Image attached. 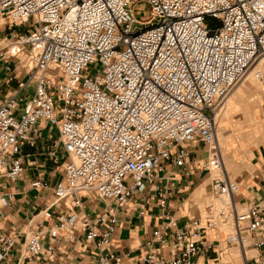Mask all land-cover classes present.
<instances>
[{"label":"built area","instance_id":"1","mask_svg":"<svg viewBox=\"0 0 264 264\" xmlns=\"http://www.w3.org/2000/svg\"><path fill=\"white\" fill-rule=\"evenodd\" d=\"M2 22L7 76L16 78L9 59L17 58L27 78L0 102V184L20 177L22 146L37 144L44 120L58 132L48 154L62 160L63 175L32 185L49 187L53 204L82 209L94 196L104 203L94 215L46 211L56 223L47 240L30 233L24 264L55 257V243L77 240L75 230L99 264H264V206L237 207L239 185L224 174L216 144L220 106L264 55V0H0ZM255 77L264 86V72ZM186 143L210 146L205 164L218 172L220 202L187 220L165 212L138 260L110 250L135 196L136 210L148 200L166 207L171 188L156 186L157 196L148 189L166 161L189 174ZM228 223L232 232L208 237ZM15 245L0 231V262Z\"/></svg>","mask_w":264,"mask_h":264},{"label":"crops","instance_id":"2","mask_svg":"<svg viewBox=\"0 0 264 264\" xmlns=\"http://www.w3.org/2000/svg\"><path fill=\"white\" fill-rule=\"evenodd\" d=\"M6 29L5 22H2L0 102L5 94L18 90L19 84L27 78V73L17 63V58L9 59L16 66V78L9 79L7 76L2 58L8 44ZM231 104L232 109H235L233 111L237 110L236 116L229 121L223 119L222 123L226 131L230 127L232 131L229 134L224 133L226 139L222 140V146L216 137V144L222 152L224 174L239 185L234 200L242 211L252 205L264 206V90H240L231 99ZM40 125L41 136L37 144L22 146L25 167L20 177L14 181L4 178L0 184V197L4 198L0 205V231L16 240L13 254L0 264L25 263V242L31 232L41 231L47 240L48 230L56 220L48 217L46 211L69 214L75 212L81 216L83 213L94 215L103 210L104 203L97 196L85 198L83 208L78 209L68 200L53 204L54 193L49 187L32 185V182L41 180L51 186L63 175L62 160L55 161L48 154L58 132L50 128L44 120L40 121ZM185 145L192 149L188 164L189 174L183 175L171 161H166L164 169L159 171L158 178H155L148 189L149 195L157 196L156 186L170 187L171 193L166 207H161L157 201L148 200L142 206V213L141 210H136L138 198L135 196L120 212L119 227L113 236L110 250L128 252L133 259L138 260L143 251L144 240L162 225L165 212L169 211L181 220L199 217L205 213L207 206L212 203V200H208L209 195L215 197L212 182L216 171L207 168L205 164L210 155V146L202 143ZM75 233L77 240L56 242V256H42L39 259L41 264H99L97 249L86 242L81 230H75ZM260 255L264 256V252L260 251Z\"/></svg>","mask_w":264,"mask_h":264},{"label":"bare ground","instance_id":"3","mask_svg":"<svg viewBox=\"0 0 264 264\" xmlns=\"http://www.w3.org/2000/svg\"><path fill=\"white\" fill-rule=\"evenodd\" d=\"M261 67L264 69V55L261 57H258L253 63L252 65L247 69L242 81L240 82V85H238L235 90L232 91V93L230 94L229 98H228V106L225 108L226 103H224L222 106H220L217 116H216V122H217V127H216V137L218 138L219 136H223V130H224V125L222 123L223 119H224V114H228L230 112V110L232 109V104H231V99H233V96H236L238 94V92H240V90H247L248 89V82L246 83V80H250L251 82L254 81L255 77V72L256 69L258 70V68L261 69ZM224 111V113H223ZM218 134V135H217ZM214 178V176H213ZM202 188V187H201ZM205 189V188H204ZM222 202V199H221ZM220 230L217 232V230H209L208 231V237L209 238H214L218 235V237L224 236L226 235L228 232H232L233 227H231V225L228 224H220ZM254 251H250L251 254Z\"/></svg>","mask_w":264,"mask_h":264},{"label":"rangeland","instance_id":"4","mask_svg":"<svg viewBox=\"0 0 264 264\" xmlns=\"http://www.w3.org/2000/svg\"><path fill=\"white\" fill-rule=\"evenodd\" d=\"M262 57V56H261ZM259 70H262V71H264V69L261 67V69L260 68H258ZM257 70V69H256ZM89 74H96V72L98 71V67L96 68V67H93V66H90V68H89ZM242 81V80H241ZM240 81V82H241ZM240 82L236 85V87L238 86V85H240ZM248 82V83H247ZM246 83L248 84V89L247 90H249V91H252V90H257V91H262V90H264V86L262 85V83L259 81V80H257L256 78H254V81L253 82H251L250 80H246ZM235 87V88H236ZM235 88H234V90H235ZM228 104H229V102L227 101L226 102V105H225V108L228 106ZM233 110H235V109H231L230 110V112L228 113V114H224V119H227L228 121L229 120H231L232 119V117L235 115L236 116V114H235V112L237 111H233ZM234 112V113H233ZM207 113H209V110H207ZM223 113H224V111H223ZM234 118V117H233ZM224 125V124H223ZM231 129H232V127H230ZM230 128H228V129H230ZM227 130L226 131V127H225V125H224V130H223V136H219L218 134V139H219V144H220V146H222V140L223 139H226V135L224 136V133L226 132V134H229V133H231V131L232 130ZM225 137V138H224ZM223 149V148H222ZM218 174V172H216V175ZM208 200H212L211 202L212 203H219L220 202V200H219V197H214V196H211V194L209 195V199Z\"/></svg>","mask_w":264,"mask_h":264}]
</instances>
